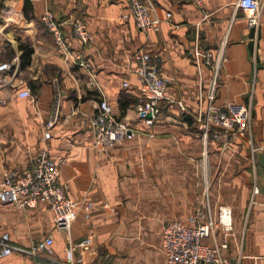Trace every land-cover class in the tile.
I'll return each mask as SVG.
<instances>
[{"label":"crops","instance_id":"crops-1","mask_svg":"<svg viewBox=\"0 0 264 264\" xmlns=\"http://www.w3.org/2000/svg\"><path fill=\"white\" fill-rule=\"evenodd\" d=\"M235 1L201 0L199 7L190 0H152L160 18L167 12L171 18L143 34L131 17L123 18L129 13L125 0H0V59L13 63L12 84L0 85V178L5 170H23L46 149L58 164L66 194L78 203H93L89 218L80 211L67 235L54 229L42 203L20 208L0 202V231L10 234L13 246L28 250L47 235L54 241L52 255L30 259L14 253L0 264H61L68 244L84 238L91 246L76 252L78 264H165L164 224L188 223L205 185L214 210L220 205L232 209L233 233L225 255L232 264H264V0H258L257 31ZM46 11L60 23L72 59L60 53L43 25ZM76 19L93 35L91 47L74 37ZM195 45L210 50L214 59L225 58L217 80L218 104L251 98V141L239 133L226 145L212 139L205 145L200 133L185 131L194 119L181 112L178 102L189 113L201 101L204 106L212 77L210 67L196 66L188 54ZM22 47L32 51L23 68ZM140 50L159 56L168 80L159 119L151 127L133 108L139 82L132 56ZM78 54L89 69L73 63ZM24 88L31 97H18ZM101 99L138 132L105 152L92 147L89 125ZM53 116L45 139V125ZM221 235L218 231L217 238Z\"/></svg>","mask_w":264,"mask_h":264},{"label":"built area","instance_id":"built-area-1","mask_svg":"<svg viewBox=\"0 0 264 264\" xmlns=\"http://www.w3.org/2000/svg\"><path fill=\"white\" fill-rule=\"evenodd\" d=\"M129 13L123 18L131 17L136 28L143 34L157 31L163 21L171 18L169 12L164 18H160L156 12V6L152 0H125ZM201 7V0H190ZM235 6L240 9L250 28L257 31L260 24L261 4L258 0H236ZM46 30L52 35L56 47L60 53L70 60L73 57L66 40L60 29V23L54 15L46 11L41 17ZM74 37L86 47H91L94 37L90 33L86 23L76 19L72 23ZM196 66L205 65L211 68L212 77L204 95L205 105L192 113L178 102L181 112L188 113L194 119L196 128L205 145L212 139L220 141L224 145L237 137L239 133H246L251 141L252 130V103L228 101L223 104L216 102V88L219 72L225 58L219 55L214 59L208 49L198 45L188 53ZM74 64L84 69L89 66L81 60L80 55L74 58ZM133 73L139 82V98L133 108L136 116L144 126L151 127L159 119L161 103L165 100V92L168 80L162 75L161 62L157 54L146 51H137L132 56ZM13 63L0 59V85L11 83L10 73ZM127 88L129 83L122 82ZM31 90L24 88L18 92L19 98L31 97ZM202 98V96H201ZM55 122V116L45 125L44 138L50 137V130ZM92 135V147L97 152H105L123 145L138 135L130 123L118 118L110 104L101 99L97 104L96 113L89 119ZM59 167L46 149H41L23 169L5 170L0 178V202L13 204L20 208L35 207L37 203L44 204L51 213L54 229L58 232L69 234L72 223L82 211L85 218H89L93 209L92 202L78 203L71 199L65 190V186L59 183ZM254 187L252 194H257ZM232 210L228 206H219L213 209L209 187L205 185L203 194L194 209L188 223L172 220L164 224L162 228L161 245L165 256V264H232L230 258L225 255L229 247V237L232 235ZM222 235L218 239L217 232ZM210 239V243H205ZM53 236L47 235L34 242L28 250L17 248L11 244L10 234L0 231V260L14 253L26 254L32 257L40 255H52ZM91 246L89 238L78 242H70L64 250L61 264H78L75 254L79 251L83 254Z\"/></svg>","mask_w":264,"mask_h":264},{"label":"trees","instance_id":"trees-1","mask_svg":"<svg viewBox=\"0 0 264 264\" xmlns=\"http://www.w3.org/2000/svg\"><path fill=\"white\" fill-rule=\"evenodd\" d=\"M25 15H27L28 13V2H25ZM22 55H21V68L25 67L26 65L29 64L30 61V56H31V49L26 48V47H22Z\"/></svg>","mask_w":264,"mask_h":264},{"label":"rangeland","instance_id":"rangeland-1","mask_svg":"<svg viewBox=\"0 0 264 264\" xmlns=\"http://www.w3.org/2000/svg\"><path fill=\"white\" fill-rule=\"evenodd\" d=\"M194 123H192L190 126L189 125H187L186 127H184V129H185V131H188V132H191V133H199L198 132V130H197V128H196V123H195V121H193ZM208 186V185H207ZM220 206H227V205H220ZM219 206H217V208H218ZM228 207H230V206H228ZM231 208V207H230ZM248 208H249V204L247 203L246 204V210H245V216L247 215V211H248ZM232 210V209H231ZM233 215V214H232ZM244 216V217H245ZM232 221H233V218H232ZM25 256H27V255H25ZM41 256H43V254L42 255H40L39 257L41 258ZM261 254H259V258H260V260H262V258H261ZM29 258L30 259H32L33 257H30L29 256ZM263 260H264V258H263Z\"/></svg>","mask_w":264,"mask_h":264}]
</instances>
